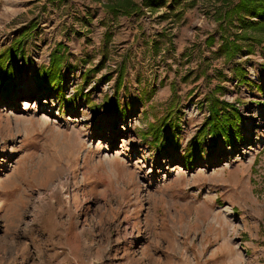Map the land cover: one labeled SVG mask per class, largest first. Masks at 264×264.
<instances>
[{"label": "rangeland", "instance_id": "rangeland-1", "mask_svg": "<svg viewBox=\"0 0 264 264\" xmlns=\"http://www.w3.org/2000/svg\"><path fill=\"white\" fill-rule=\"evenodd\" d=\"M226 1L236 0L113 18L109 0H0V49L35 24L15 64L18 94L0 99V264H264V42L241 54L238 82L215 55L213 13ZM58 43L66 96L105 58L82 90L91 101L35 89ZM211 91L237 106L245 139L185 166ZM163 116L178 149L150 144Z\"/></svg>", "mask_w": 264, "mask_h": 264}, {"label": "trees", "instance_id": "trees-1", "mask_svg": "<svg viewBox=\"0 0 264 264\" xmlns=\"http://www.w3.org/2000/svg\"><path fill=\"white\" fill-rule=\"evenodd\" d=\"M168 0H142L140 4L134 0H109L107 11L113 18L118 15L130 16L133 13H143L142 7H147L151 12L167 6ZM178 0H172V6H167L169 13H175L181 17L182 10H176ZM194 0H192V3ZM165 16L168 15L164 12ZM213 18L218 22L219 32L218 46L215 51L216 57H222L225 63L232 64V70L238 82H246L247 70L242 66L241 54H251L256 45L264 42V0H236L235 2H224L217 6ZM35 26L30 24L14 36L8 45L0 49V99L9 100L17 96L19 87L16 76L15 64L24 61L25 37ZM107 38L111 37L106 32ZM215 37L209 35L206 38L207 45L214 43ZM107 42V39H106ZM67 47L58 43L49 54L47 65H40L35 69L32 80L35 89L43 94L54 92L60 102H70L73 105L78 98L91 101L89 92L82 93L84 86L95 77L103 65L105 58L96 66L85 70L82 74V86L72 94L66 96L63 86L65 71L69 67L67 62ZM111 75H106L108 80ZM122 74L118 77L114 87L115 100L113 104L118 107L119 93L122 88ZM219 87V86H218ZM216 90V87H215ZM211 91L204 97L208 110L207 116L195 131L192 138L186 143L183 152V163L189 166L199 159L204 153L215 151L221 142L224 147L236 148L245 137L238 128V120L241 114L237 106L231 102L221 99L220 96ZM98 107V106H97ZM100 107V106H99ZM169 125V130L165 126ZM146 134L150 136V144L166 147L167 150L178 149L180 142L174 122L167 116L150 123Z\"/></svg>", "mask_w": 264, "mask_h": 264}]
</instances>
